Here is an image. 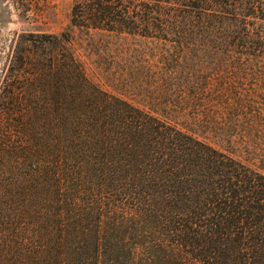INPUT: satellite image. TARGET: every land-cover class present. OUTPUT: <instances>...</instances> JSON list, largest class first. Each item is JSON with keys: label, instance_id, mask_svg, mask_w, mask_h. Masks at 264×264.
Wrapping results in <instances>:
<instances>
[{"label": "trees", "instance_id": "obj_1", "mask_svg": "<svg viewBox=\"0 0 264 264\" xmlns=\"http://www.w3.org/2000/svg\"><path fill=\"white\" fill-rule=\"evenodd\" d=\"M69 26L140 38L161 65L115 79L139 106L64 45L66 63L24 48L6 64L0 264H264V129L218 127L211 103H237L187 72L264 78V0H81Z\"/></svg>", "mask_w": 264, "mask_h": 264}, {"label": "rangeland", "instance_id": "obj_2", "mask_svg": "<svg viewBox=\"0 0 264 264\" xmlns=\"http://www.w3.org/2000/svg\"><path fill=\"white\" fill-rule=\"evenodd\" d=\"M79 1L0 0V80L6 64L17 63L16 56L24 48H30L37 55H43V52L47 56L53 55L58 59L57 63H66L65 57L69 52L84 65L90 79L102 89L143 106L138 97L119 90L115 79L122 81L141 66L154 70L161 65L152 61L155 52L150 50L151 44L140 38H118L100 30L87 31L69 26L72 6ZM62 33L65 35L61 37ZM54 36L61 43L45 44L42 50L38 42ZM255 69L249 63H187L191 79L205 80L210 93L219 88L221 93L237 103L233 109L225 102L218 107L211 103L209 108L216 115L214 119L218 127L264 129V78L254 76ZM257 107H262L259 116L251 118L257 113ZM207 141L227 149V144L221 140L209 137Z\"/></svg>", "mask_w": 264, "mask_h": 264}]
</instances>
